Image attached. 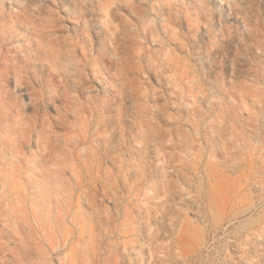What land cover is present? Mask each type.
I'll return each instance as SVG.
<instances>
[{
    "label": "rangeland",
    "instance_id": "374dc122",
    "mask_svg": "<svg viewBox=\"0 0 264 264\" xmlns=\"http://www.w3.org/2000/svg\"><path fill=\"white\" fill-rule=\"evenodd\" d=\"M0 264H264V0H0Z\"/></svg>",
    "mask_w": 264,
    "mask_h": 264
}]
</instances>
